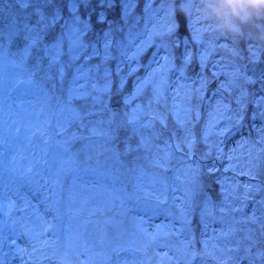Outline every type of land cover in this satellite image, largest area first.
<instances>
[{
  "label": "rangeland",
  "instance_id": "1",
  "mask_svg": "<svg viewBox=\"0 0 264 264\" xmlns=\"http://www.w3.org/2000/svg\"><path fill=\"white\" fill-rule=\"evenodd\" d=\"M206 4L76 0L74 15L90 25L83 37L87 53L92 45L102 53L110 32L116 57L107 62L110 91H101L102 71L77 81L81 91L102 99L73 101L72 107L91 113L87 117L95 114L81 122L64 102L67 89L76 67L101 59L70 58L74 37L62 25L72 19V0L26 8L18 0H0V264H264V17L229 30ZM37 7L46 15L61 12L44 43L61 40L52 72L65 66L63 90L57 82L53 92L42 72L33 74L34 60L19 63L23 44L9 35L13 21L31 16L35 23ZM105 7L122 22L109 20ZM173 25L178 30L172 44L163 47L160 37ZM117 44L129 56L141 45L144 51L126 60ZM167 48H175V61ZM185 54L192 62L181 75L176 68ZM129 66L137 69L130 75ZM153 71V83L132 99L134 85ZM161 84L160 102L149 108ZM105 108L137 123L108 136L113 113L96 117ZM184 108H191L187 116ZM153 114L164 118L163 128L159 120L151 123ZM116 141L120 148L111 158L106 149ZM125 179L135 196L150 197L156 209L145 213L139 201L129 204L118 187ZM105 203L117 211L113 218L103 219ZM102 231L109 237L99 248L89 236Z\"/></svg>",
  "mask_w": 264,
  "mask_h": 264
},
{
  "label": "snow or ice",
  "instance_id": "2",
  "mask_svg": "<svg viewBox=\"0 0 264 264\" xmlns=\"http://www.w3.org/2000/svg\"><path fill=\"white\" fill-rule=\"evenodd\" d=\"M19 3L22 4L23 7H28L30 4H43V5H51L56 2V0H18ZM76 0H72V6L70 8V12L73 14L72 19L64 21V24L62 27L64 29H67V31L74 37L72 41V46L70 48V58L72 61L79 60L81 55H84L85 61L91 60L93 57L99 56L101 59V63L95 66H86V65H80L75 68V72L72 79V86L67 89V98L65 99V104L68 106L69 110L73 113V118L79 121H83L84 118L87 115H90L91 113L88 112H81L80 110L72 107L73 101L76 100H87L89 97L92 98L93 104L102 102V99L100 96H93L91 92L87 91H81L76 85L77 81L81 79H85L91 76L93 72L100 73L103 72V78H104V85L101 89L102 92H108L111 88V81L109 80V77L111 76V72L107 67V62L111 59H114L116 57L113 56L112 52L110 51V48L112 47V41L110 39L111 33L106 32L104 34V40H103V52L101 53L96 46L92 45V51L91 53H87V49L89 45H86L83 37L88 32L90 25L87 22L81 21L80 18L76 15H74L76 11ZM37 19L35 23H32L31 16H26L18 21H13L12 25L10 26V37L19 38V40L22 42L23 46L20 49V51L17 53L19 57V63L21 65H24L27 63L29 59H32L35 61L34 67V73H40L42 72L43 75L41 77V80L44 85H50L51 90L53 92L57 89V82H59L60 90H63V85L65 81V66L60 64L59 67L56 68L55 73L53 74L52 68L59 64V58L58 56H54L53 53L61 48V40L56 39L52 44L44 43V36L48 34L49 30L52 29L60 20H61V12L59 9H54L50 14H45L43 9L37 7L34 10L33 13ZM104 17L101 15L99 17V22H103ZM83 24V27L81 28L80 25ZM178 30L177 25H173V27L169 28L167 31L168 35H172L175 31ZM4 33L2 30H0V39H2ZM134 44V40L130 37L129 38V45ZM0 47H2V44H0ZM120 57H123L126 60H135L143 51L144 47L143 45L139 46L137 48V51L133 53L131 56L127 53V47L122 44L116 45ZM48 61V67L45 69L44 67V61ZM165 60L167 61V57H165ZM192 62L191 54H185L183 66L176 69L180 72L181 75H184L187 66ZM123 63V60L119 64H117V73L121 71V64ZM137 69L135 67L129 66V75L134 73ZM156 75V72H149L147 77L144 79L139 80L134 85V92L132 94V99H135L137 96H140L143 92L145 87L153 83L154 77ZM125 78H120V88L122 89L125 84ZM163 84L157 85L153 89V99L149 101V108L151 107L152 103H159L160 98L163 95ZM95 91V89H94ZM126 104L130 103L129 99H125L124 101ZM141 112H143V108L140 109ZM183 111L185 112L186 116L190 114L191 108H184ZM113 115V120L110 122L115 121V113ZM159 120L161 124L164 123V118L162 116H158L156 114H153L151 117V123H155V121ZM128 125H135L137 123L136 118L129 119L126 122ZM116 131H119V127L116 129ZM110 135H113L110 131ZM135 128H133V135H135ZM221 135L223 132L220 133ZM115 138V136H113ZM127 151H132L131 145H127L126 147Z\"/></svg>",
  "mask_w": 264,
  "mask_h": 264
},
{
  "label": "clouds",
  "instance_id": "3",
  "mask_svg": "<svg viewBox=\"0 0 264 264\" xmlns=\"http://www.w3.org/2000/svg\"><path fill=\"white\" fill-rule=\"evenodd\" d=\"M206 8L220 26L229 30L264 17V0H207Z\"/></svg>",
  "mask_w": 264,
  "mask_h": 264
},
{
  "label": "trees",
  "instance_id": "4",
  "mask_svg": "<svg viewBox=\"0 0 264 264\" xmlns=\"http://www.w3.org/2000/svg\"><path fill=\"white\" fill-rule=\"evenodd\" d=\"M104 10H105V14H108V15H110V17H109V20L110 19H113L112 18V15H113V12H112V10H111V8H109V7H105V8H103ZM104 14V13H103ZM113 20H115V19H113ZM115 21H117V22H122V19H121V17L119 18V19H117V20H115ZM224 31H227V29H225ZM161 38V40H160V43L162 42L163 44H164V46L163 47H166L167 45H169V46H171V44H172V40L174 39V37H172V39H170L171 37L169 36V37H167L166 35H164V36H162V37H160ZM168 49V52L167 53H169L170 54V58L172 57L173 59H172V61H175L177 58H175L174 59V57H175V48L173 49V50H171L170 52H169V50H170V48H167ZM176 69H178V68H176ZM178 73H180L179 71H177ZM143 72L141 71L140 73H138V74H142ZM106 110H102V111H100V113H97V115H96V117H99V118H107V117H109V116H111V114L113 113V112H111V111H107V108H105ZM92 116H95V114H92ZM117 116V115H116ZM91 117V116H90ZM87 119L89 118V117H86ZM137 126V125H136ZM163 126H164V124H161L160 125V127H162L163 128ZM165 132V135L167 134L166 133V131H164ZM164 136V135H163ZM120 142V141H119ZM116 144L113 146V148H112V150H113V155L115 154V151H116V149L117 148H119L120 147V145L117 143V141L115 142ZM112 178H114L113 176H112ZM114 180H115V178H114ZM118 184V183H117ZM118 187L123 191V195H126V196H128V198H127V200H128V202H129V204H131V202H136V201H139V203L140 204H142V205H144V212L145 213H151L153 210H155L156 208L154 207V204H153V206H147V205H145V204H143V202L141 201V199H140V197H138L139 195H134L133 194V191L134 190H132L133 188H131L132 186L131 185H127V180L125 179L121 184H119L118 185ZM137 194H138V192H136ZM167 243L169 244V246L172 248V247H175V246H177V243H176V245L171 241V240H168L167 241ZM106 247V246H105ZM119 249H123V248H119ZM176 252H177V249H176ZM194 252V251H193ZM199 260V257H196L195 258V260Z\"/></svg>",
  "mask_w": 264,
  "mask_h": 264
},
{
  "label": "bare ground",
  "instance_id": "5",
  "mask_svg": "<svg viewBox=\"0 0 264 264\" xmlns=\"http://www.w3.org/2000/svg\"><path fill=\"white\" fill-rule=\"evenodd\" d=\"M164 35H166L167 37H171V35H168L167 33L166 34H164ZM121 113V112H120ZM88 116V115H87ZM86 116V117H87ZM127 115H119V116H117V118L115 119V121H114V123H113V127L108 131V136L110 135L109 133H110V131H111V133L114 135V134H116V133H118L117 131H116V129L119 127V130L120 129H123V130H125L126 128H128V124L126 123L127 122V117H126ZM90 117V116H89ZM91 117H92V115H91ZM89 119V118H88ZM100 119V121H101V118H99ZM91 120H95L94 119V116L91 118ZM102 120H103V118H102ZM115 125H117V126H115ZM116 128V129H115ZM116 143L114 142L112 145L114 146ZM120 148V147H119ZM156 149H158V147H155ZM106 150H110V152H111V156H109V157H113V150H112V148L111 147H109V148H107ZM105 160V157H102L101 158V161H104ZM102 172H104V169L103 170H101ZM107 174L109 175V176H114L115 177V175L112 173L111 174V172L110 171H107ZM130 179H132V177H129ZM109 180V179H108ZM133 180V179H132ZM113 181H114V178H113ZM134 181V180H133ZM108 186H111L110 184L108 185ZM139 197H140V199H141V201L143 202V204H145V205H147V206H153V201H152V199L150 198V197H146V196H143V195H139ZM106 209H105V211H104V214H102V216H104V218L103 219H105V217H107V218H113L114 216H115V214L117 213V211H111L110 210V207L111 206H109L108 205V203H105V206H104ZM98 210L100 209V212H102L101 211V209H102V207L100 208V207H96ZM97 212V213H96ZM114 212V213H113ZM95 213L98 215V211L97 210H95ZM94 213V214H95ZM102 232H104V231H102ZM90 238V243H92L93 242V244L94 245H97V247H104V246H106V244H107V242L106 241H108V237H109V235L107 234V233H103V235H90L89 236ZM117 238H119V237H117ZM14 242L13 241H10L9 242V244H13ZM132 245V244H131ZM134 245V244H133ZM132 245V246H133ZM124 249H121L120 251H123ZM18 259H19V257H18ZM103 261V260H102Z\"/></svg>",
  "mask_w": 264,
  "mask_h": 264
}]
</instances>
